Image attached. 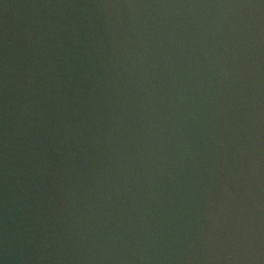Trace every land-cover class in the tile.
<instances>
[{
	"label": "water",
	"instance_id": "95a60500",
	"mask_svg": "<svg viewBox=\"0 0 264 264\" xmlns=\"http://www.w3.org/2000/svg\"><path fill=\"white\" fill-rule=\"evenodd\" d=\"M0 264H264V0H0Z\"/></svg>",
	"mask_w": 264,
	"mask_h": 264
}]
</instances>
